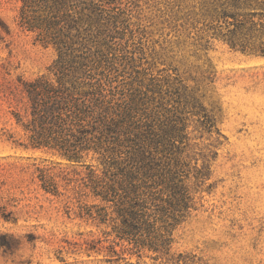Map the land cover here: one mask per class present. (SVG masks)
<instances>
[{"label": "trees", "instance_id": "trees-1", "mask_svg": "<svg viewBox=\"0 0 264 264\" xmlns=\"http://www.w3.org/2000/svg\"><path fill=\"white\" fill-rule=\"evenodd\" d=\"M19 1L18 24L56 55L47 72L17 76L11 114L25 140L12 134L7 140L83 166L72 170L74 176L37 168L38 178L56 196L64 194L63 181L78 202L76 215L103 227L104 238L90 249L108 242L110 264H143L124 254L140 258L145 252L150 264H202L172 247L175 229L198 209L197 194L210 175L191 163L190 116L206 130L214 126L212 117L182 79L163 68L152 76L136 70L128 78L113 71L104 51L119 32V0ZM185 1L198 49L206 52L217 40L264 57V0ZM85 197L94 202L83 203Z\"/></svg>", "mask_w": 264, "mask_h": 264}, {"label": "rangeland", "instance_id": "rangeland-1", "mask_svg": "<svg viewBox=\"0 0 264 264\" xmlns=\"http://www.w3.org/2000/svg\"><path fill=\"white\" fill-rule=\"evenodd\" d=\"M119 1V32L104 51L113 71L120 78L143 69L152 76L161 68L178 75L214 122L206 130L190 116L191 163L210 175L197 194L198 209L174 231L172 252L193 253L202 264H264V57L217 40L206 52L198 49L195 30L186 23L185 0ZM19 7V0H0L6 26L0 25V264H110L108 242L90 249L104 238L103 227L76 215L78 202L68 197L72 191L63 181L64 194L56 196L38 178L37 168L74 176L72 170L83 166L7 140L10 134L25 140L11 114L17 76L47 72L56 55L18 24ZM150 254L124 255L150 264Z\"/></svg>", "mask_w": 264, "mask_h": 264}]
</instances>
